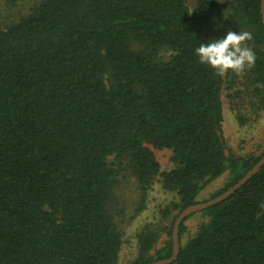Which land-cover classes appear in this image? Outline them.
I'll return each mask as SVG.
<instances>
[{
    "label": "trees",
    "instance_id": "trees-1",
    "mask_svg": "<svg viewBox=\"0 0 264 264\" xmlns=\"http://www.w3.org/2000/svg\"><path fill=\"white\" fill-rule=\"evenodd\" d=\"M262 0H40L0 24V264H117L122 171L178 200L170 237L138 234L130 264L172 255V232L211 179L238 182L264 155L228 154L223 77L195 49L223 28L252 33L249 87L264 108ZM261 85V86H258ZM242 120V118H240ZM153 148L171 151L162 170ZM202 214L171 264H264V165Z\"/></svg>",
    "mask_w": 264,
    "mask_h": 264
},
{
    "label": "rangeland",
    "instance_id": "rangeland-1",
    "mask_svg": "<svg viewBox=\"0 0 264 264\" xmlns=\"http://www.w3.org/2000/svg\"><path fill=\"white\" fill-rule=\"evenodd\" d=\"M40 0H0V24L7 26L18 22L30 13ZM194 8L198 0H188ZM223 34L228 30H238L236 27L223 28ZM249 46V41L246 42ZM249 68L238 77L230 74L229 83L223 90L224 121L222 135L228 154L247 157L264 152V108H260L256 96L249 87ZM242 118V120L240 119ZM153 152L161 165V169L173 167L171 151L153 148ZM230 180L229 172L211 179L198 196L199 202L210 199L217 190L222 189ZM118 204L116 207V222L123 236V244L117 264H130L138 255V234L145 227L158 232V240L153 249L162 247L170 238L165 228L171 226L172 217L164 216L162 210L171 202L177 201L174 192L163 188L160 179L143 193L137 178L129 171H122L116 189ZM206 220L202 211L187 216L184 220L185 230L181 242L186 243L194 236L200 225Z\"/></svg>",
    "mask_w": 264,
    "mask_h": 264
},
{
    "label": "clouds",
    "instance_id": "clouds-1",
    "mask_svg": "<svg viewBox=\"0 0 264 264\" xmlns=\"http://www.w3.org/2000/svg\"><path fill=\"white\" fill-rule=\"evenodd\" d=\"M252 39L251 32L228 30L223 38L201 43L195 52L202 64L211 66L221 77L229 70L237 75H243L246 68L255 66L256 54L246 43Z\"/></svg>",
    "mask_w": 264,
    "mask_h": 264
},
{
    "label": "water",
    "instance_id": "water-1",
    "mask_svg": "<svg viewBox=\"0 0 264 264\" xmlns=\"http://www.w3.org/2000/svg\"><path fill=\"white\" fill-rule=\"evenodd\" d=\"M261 12H262V21L264 24V0L261 2ZM264 165V155L260 158V160L233 186L229 187L227 190L222 192L221 194L210 198L208 200L198 202L195 204H192L188 207H186L184 210L180 212L178 215L173 232H172V241H173V252L172 255L165 259L156 260L154 262H151L149 264H171L175 262L178 258L179 251H180V238H179V228L181 223L185 220L187 216H189L192 213L202 211L212 205H215L226 198H228L230 195H232L235 191H237L239 188H241L244 184L248 182L249 179H251Z\"/></svg>",
    "mask_w": 264,
    "mask_h": 264
}]
</instances>
